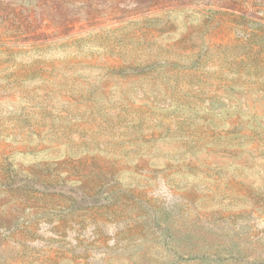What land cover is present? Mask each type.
<instances>
[{
	"label": "rangeland",
	"instance_id": "rangeland-1",
	"mask_svg": "<svg viewBox=\"0 0 264 264\" xmlns=\"http://www.w3.org/2000/svg\"><path fill=\"white\" fill-rule=\"evenodd\" d=\"M0 264H264V0H0Z\"/></svg>",
	"mask_w": 264,
	"mask_h": 264
}]
</instances>
